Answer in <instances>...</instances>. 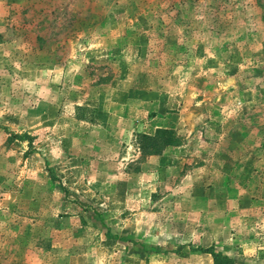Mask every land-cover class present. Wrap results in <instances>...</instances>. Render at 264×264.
<instances>
[{"label":"rangeland","instance_id":"obj_1","mask_svg":"<svg viewBox=\"0 0 264 264\" xmlns=\"http://www.w3.org/2000/svg\"><path fill=\"white\" fill-rule=\"evenodd\" d=\"M209 247L264 264V0H0V264Z\"/></svg>","mask_w":264,"mask_h":264},{"label":"trees","instance_id":"obj_2","mask_svg":"<svg viewBox=\"0 0 264 264\" xmlns=\"http://www.w3.org/2000/svg\"><path fill=\"white\" fill-rule=\"evenodd\" d=\"M151 139L159 141V144L158 142H153L155 146L154 152H160L168 146L178 144V137L176 136L173 129L159 128L157 129L156 134L151 137ZM205 252H208L213 256L215 264H236L232 257L221 252H216L211 247L205 249Z\"/></svg>","mask_w":264,"mask_h":264}]
</instances>
